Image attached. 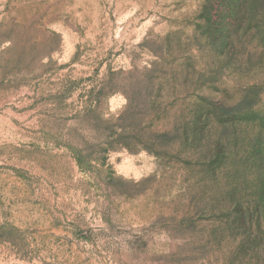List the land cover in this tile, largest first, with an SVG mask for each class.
Wrapping results in <instances>:
<instances>
[{"label":"rangeland","instance_id":"rangeland-1","mask_svg":"<svg viewBox=\"0 0 264 264\" xmlns=\"http://www.w3.org/2000/svg\"><path fill=\"white\" fill-rule=\"evenodd\" d=\"M0 264H264V0H0Z\"/></svg>","mask_w":264,"mask_h":264}]
</instances>
